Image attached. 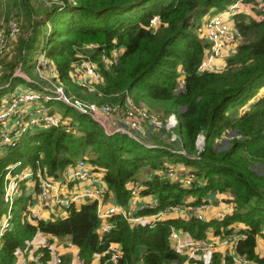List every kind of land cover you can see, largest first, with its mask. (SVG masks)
Returning a JSON list of instances; mask_svg holds the SVG:
<instances>
[{"label":"trees","instance_id":"16d2710c","mask_svg":"<svg viewBox=\"0 0 264 264\" xmlns=\"http://www.w3.org/2000/svg\"><path fill=\"white\" fill-rule=\"evenodd\" d=\"M231 1L54 0L43 4L39 0H0V19L8 20L12 12L21 18L12 51L0 69V97L11 91L17 79L24 80L12 75L14 65L33 69L32 56L40 39L67 94L113 102L118 98L115 93L126 91L135 102L141 100L159 110V115L174 113L178 137L170 139L164 128L158 134L150 131L147 142L142 136L106 133L90 116L58 101L62 117L68 120L32 128L4 147L0 193L4 167L16 160L20 164L13 171L25 164L40 165L55 177L67 163L86 154L94 169L102 172L106 184L102 199H112L126 209L129 189L125 183L134 179L140 193L155 194L156 205L136 209L131 215L150 214L166 204L184 203L185 198L186 203L197 204L207 200L208 192H226L229 197L222 199L232 203L231 211L221 218L173 216L129 223L122 213L114 212L108 216L112 225L99 233L95 199L70 204L64 216L28 221L20 220L27 194L17 195L10 224L1 235L0 264H12L15 250L25 247L37 231L67 235L84 264L95 253L100 254L98 264L179 263L184 255L171 247L170 226L202 238L207 228L215 234L231 231L233 222H240L236 223L240 236L235 250L249 260L244 264H264V255L255 251L257 234L264 244V90L260 91L264 86V14L258 20L243 12L232 14L240 40L223 68L197 69L207 42L197 36L195 28L204 14L222 10ZM153 15L157 20L151 24ZM91 42L97 45L84 47ZM112 47L120 51L115 61L104 65L99 53ZM79 50L90 51L89 56L97 60L102 82L92 90L76 84L68 74ZM198 133L203 136L200 149L194 143ZM165 159L188 165L192 183L184 185L156 173L143 175L163 167ZM5 206L0 199V210ZM110 242L120 249L115 262L107 249ZM37 251L44 264L50 256L48 247L40 246ZM206 264L234 263L230 254L213 251Z\"/></svg>","mask_w":264,"mask_h":264},{"label":"built area","instance_id":"2783aa9c","mask_svg":"<svg viewBox=\"0 0 264 264\" xmlns=\"http://www.w3.org/2000/svg\"><path fill=\"white\" fill-rule=\"evenodd\" d=\"M39 1L43 4H49L54 0ZM263 11L264 0H234L227 3L222 10L204 14L198 28L202 30L207 46L202 59L197 64V69L199 71H217L223 68L227 54L232 49L234 50L235 40L239 37L232 14L243 12L249 17L258 20L263 17ZM154 19L155 15L150 18L151 24L154 23ZM19 24L18 16L13 15L8 19L4 30L0 31V58L8 50L10 40L15 38ZM96 45V43L91 42L85 44L84 47L90 49ZM119 51L120 48L117 47H112L108 52L101 50L99 60L104 65L115 61ZM77 52L75 53L76 58L70 63L68 74L73 82L86 86L88 90H92L94 84L102 82L97 60L91 58L89 55L78 56ZM32 63V70L35 68L37 72H40L44 67H48L50 68L51 75H42V82H38L32 78H26L18 70L13 72V74L27 79L32 89L18 88L8 95L5 102L2 101L0 107V153H2L4 147L15 143L24 132L32 128L38 129L57 125L61 121V116L60 113L52 111L53 106L51 103L58 101L74 108L80 113L87 114L106 133L120 132L129 137L139 139L144 132L142 129L143 124L150 121L158 128L168 130L170 139L178 138L174 131V127L177 124V118L174 113L163 116L154 114L149 107L135 102L126 91L115 93L114 95L118 96L117 100L108 103L85 100L67 94L58 77L56 67L46 54L43 45L35 48ZM200 141L203 142V136L201 133H198L194 141L198 149L202 146V144L198 145ZM179 151L183 152V150ZM18 164H20V161L16 160L4 167L5 171L2 178L3 189L0 193V199L6 206L3 210H0V243L1 235L10 224L13 199L21 194H27L28 197V193L25 192L26 188H30L28 190L31 191L35 190L36 200L41 209L47 211L48 217L64 216L70 204H77L84 199H95V211L99 218L97 227L99 233L107 230L112 225L108 220V216L114 212L122 213L129 223H135L136 221L163 219L170 216H194L197 219L221 218L225 213L230 212L232 208L231 201L222 199V196L229 197L228 193L223 192L219 195V201L222 199L226 204L222 209L216 210L212 215L206 216L205 211L212 204L211 199L208 198L210 194L208 192L207 200L204 198L197 204H166L153 213L134 216L131 215L128 205L125 209L112 199L104 200L101 198V192L106 188V184L100 187L101 190L91 187L73 190L67 189L68 181L87 177L93 178L91 173L95 169L88 161L86 154H82L74 161L67 163L62 172H60V175L55 177L47 174L45 167L40 165H35L34 168L27 165L13 171V168ZM97 173L101 175V182L105 183L100 169L97 170L94 179L99 178ZM152 173L164 175L171 179H178L184 185L191 184L193 179L190 175L183 176L182 173H178L175 170V166L165 162H163V167L146 171L143 175L150 177ZM19 181H23L22 185L25 184L24 187H21V184L19 185ZM125 185L129 189L127 204H133L132 209L136 210L156 205L157 198L155 195V198L150 200L136 198L140 193V185L137 180H127ZM28 202L27 199L24 208L20 212V220L26 219L30 221L35 217H39L36 212L27 208ZM231 226V231L216 234L212 233L211 228H207L206 231L210 233L209 236L214 237L213 242H209L206 236L194 238L182 228L170 226L168 240L171 247L179 254L184 255V257L179 263L171 261L167 264H195L198 260L206 264L210 261L213 251L230 254L234 264L249 262L244 255L235 250V245L240 234L237 231L236 222H233ZM22 249L17 248L15 250L16 257L12 264H30L26 259H22L17 263L16 259L21 255ZM107 249L110 252V259L115 262L116 257L120 254L118 244L110 242ZM73 261L75 264H84L79 259L77 253L74 254ZM54 263H62L58 254L54 256Z\"/></svg>","mask_w":264,"mask_h":264},{"label":"rangeland","instance_id":"374dc122","mask_svg":"<svg viewBox=\"0 0 264 264\" xmlns=\"http://www.w3.org/2000/svg\"><path fill=\"white\" fill-rule=\"evenodd\" d=\"M11 14H16V13H14V12H12ZM13 15H11V16H13ZM10 16V17H11ZM18 16V15H17ZM18 20H19V22L21 21V18L18 16ZM156 20H157V18L155 17V19H154V22H156ZM7 21L8 20H4V19H0V31H2V30H4V28H5V26H6V23H7ZM18 31H19V28H18V30H17V32H16V35H15V38H16V36H17V33H18ZM39 33L41 32V30H39L38 31ZM195 32L197 33V36L198 37H200V38H203L204 39V41H206L205 40V38L203 37V33H202V30L200 29V28H198V27H196L195 28ZM14 38V39H15ZM14 39H12V40H10V42H9V47H8V50L5 52V53H3L2 55H1V58H0V69H1V67H2V64L3 63H5L6 61H7V55L9 54V52H10V50L12 51V45H13V41H14ZM239 40H240V37H238L235 41V46H236V44H238V42H239ZM42 45V42H40V39H38L37 40V46H41ZM235 46H234V48H235ZM206 49V48H205ZM233 50V49H232ZM231 50V51H232ZM231 51L227 54V56L231 53ZM89 52L90 51H82V50H79L78 52H77V54H78V56H83V55H90L89 54ZM52 61V60H51ZM52 63L54 64V62L52 61ZM20 65V63H17L16 65H14V67H13V71H12V75H14L13 74V72L15 71V70H18V72L20 73V74H24L25 76H26V78H32V79H34V80H37L38 82H42V79H41V77H42V75L43 76H48V75H51V73H50V68H48V67H44L43 68V70L42 71H40V72H37L36 71V69L34 68V70H32V69H30V70H28V71H26V69H24V68H22L21 66H19ZM55 65V64H54ZM16 75V74H15ZM17 76H19V75H17ZM21 77V76H20ZM23 78V77H22ZM43 78V77H42ZM49 80V79H48ZM52 81V80H51ZM29 81H27V79H25L24 78V80H21V79H17L16 80V84L12 87V89H11V91H9L8 93H6V94H3L1 97H0V107H1V104H2V101H4L5 102V99L8 97V95H10V93H12L14 90H16V89H18V88H20V89H32L31 87H30V83H28ZM178 83H180V81L178 82ZM262 90H264V86L260 89V91H262ZM95 101V100H94ZM3 102V103H4ZM97 102V101H96ZM106 103H108L107 101H105ZM137 103H139V104H141V105H144L145 107L147 106V104L146 103H144L143 101H141V100H139ZM52 104V106H53V109H52V111H55V112H57V113H60V116H61V119L60 120H62V121H66V120H68V117H62V115H61V112H60V106L59 105H57L56 103H51ZM236 106H238L237 104H236ZM247 106V104H244L243 105V107H246ZM148 107V106H147ZM150 108V107H149ZM151 109V111L154 113V114H161V112L158 110H153L152 108H150ZM235 109H238V107H236ZM159 116H162V115H159ZM154 125V126H153ZM142 129H143V135H142V137H141V139H144V141H148V139H149V132L150 131H152L153 133H155V134H158V130L160 129V128H158L155 124H153L152 122H150V121H148V122H145L144 124H143V127H142ZM163 138H165L166 136H165V134H163V135H161ZM228 136L229 135H226V138H228ZM175 137V136H174ZM170 138V137H169ZM173 140H177L176 138H174ZM149 143V142H148ZM175 144V143H174ZM202 144V141H200L199 143H198V145H201ZM3 151V150H2ZM1 154V153H0ZM165 163H171L173 166H175V170L178 172V173H182V175L183 176H186V175H189V166L188 165H185V164H183L182 162H179V161H177V162H174V161H172L171 162V159H165V161H164ZM25 164V163H24ZM19 165V164H18ZM18 165H16V166H18ZM23 166H27V164H25V165H22L19 169H21ZM19 169H17V170H19ZM30 180V179H29ZM24 181V180H23ZM23 181H19V185H20V182H23ZM25 185V184H24ZM24 185H22L23 187H24ZM214 195H217L216 193H214ZM213 195V197H211V199H214L215 201H217V198H216V196H214ZM221 199V198H220ZM222 200V199H221ZM184 203H186V198H185V201H184ZM5 204V203H4ZM236 223H240V222H236ZM41 234H47V235H49V237L52 239V240H55L56 242H59L60 243V246L61 247H67L68 248V253L69 254H71V255H73L75 252H76V249H77V247L74 245V244H72L70 241H69V238H68V236L67 235H55V234H51V233H45V232H41ZM262 237L259 235V234H257L256 236H255V240H256V248L258 249H262ZM36 238L35 237H33V239H32V243H35L36 242ZM264 251V250H263ZM99 253H96V259L94 258V262H93V258H92V260L90 261V263L89 264H98V261H99ZM52 258H54V254H53V252H52V254H51V256H50V260L52 259ZM20 259V256H18L17 257V259H16V261H18ZM15 261V262H16ZM93 262V263H92ZM47 264H48V262H47Z\"/></svg>","mask_w":264,"mask_h":264},{"label":"crops","instance_id":"0c3cea01","mask_svg":"<svg viewBox=\"0 0 264 264\" xmlns=\"http://www.w3.org/2000/svg\"><path fill=\"white\" fill-rule=\"evenodd\" d=\"M92 171V168H91ZM95 171V172H94ZM91 173V176H93L92 179H90V177L84 178V179H76V180H71L68 181L67 183V189L73 190V189H83L86 187H91V188H97L99 190L100 187H103L105 185V183L101 182V175L100 173L98 174L99 178L94 179V175L96 174L97 170H94ZM62 172V171H61ZM144 174V173H143ZM30 187V185H29ZM30 188H26L25 192L28 193V203H27V208L29 210H32L34 212H36L39 217L41 218H47L48 217V213L47 211L41 209L40 205L38 204L36 197H35V190H28ZM155 194L153 193H146V194H142L139 193L138 196L136 197L137 199H144V200H150L152 198H155L154 196ZM214 193H210L208 198L211 199V197H213ZM219 195L221 194H217L214 195L217 198V201H215L214 199H211V206L208 207V209L205 211V215H212V213H214L216 210L222 209L223 206L226 204L224 201H219ZM83 201V200H81ZM128 207L130 208V211L133 212L135 209L133 208V204H127ZM172 217V216H170ZM186 218V217H183ZM213 233V232H212ZM210 233H208L206 231V237L209 240V242H213L214 241V237L209 236ZM33 237H35L37 240L35 243H32V239ZM32 239L29 240L27 242V245L25 248L22 249L21 255H20V259L17 261L20 262L22 259H26L30 264H41L40 260H39V255L41 254V252L37 251V248L40 246H47L49 249V254L51 256L52 252L54 254V256L56 254H58L61 258L62 263L61 264H75L73 261V256L75 253H77V249L76 252L71 255L68 253V248L67 247H61L59 242H56L55 240H52L49 235L47 234H41L40 231H37L34 235H33ZM262 240V239H261ZM264 244H263V240H262V249H257L256 248V240H255V251L258 252L261 255H264ZM50 256L49 258L45 261L44 264H55L54 263V258H52L50 260ZM93 262H94V258L96 259V253L93 255ZM92 262V263H93Z\"/></svg>","mask_w":264,"mask_h":264}]
</instances>
